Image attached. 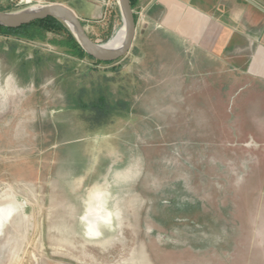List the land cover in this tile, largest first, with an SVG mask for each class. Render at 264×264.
I'll list each match as a JSON object with an SVG mask.
<instances>
[{"label": "rangeland", "instance_id": "obj_1", "mask_svg": "<svg viewBox=\"0 0 264 264\" xmlns=\"http://www.w3.org/2000/svg\"><path fill=\"white\" fill-rule=\"evenodd\" d=\"M90 2L108 10L84 23L104 44L123 26L118 0H2L78 16ZM20 41L0 36V73L14 66L5 48L23 69L0 86V264H264L260 85L144 91L133 55L98 65Z\"/></svg>", "mask_w": 264, "mask_h": 264}, {"label": "crops", "instance_id": "obj_2", "mask_svg": "<svg viewBox=\"0 0 264 264\" xmlns=\"http://www.w3.org/2000/svg\"><path fill=\"white\" fill-rule=\"evenodd\" d=\"M91 4V16L79 14L82 23L108 22V10ZM133 10L135 16L141 10L145 16L139 24L136 21V39L127 55L134 56L129 72L143 82L144 91L164 82L183 90H231L233 75L264 90V0H139ZM4 51L14 66L8 77L1 71L0 86L10 79L17 84L12 75L19 77L23 70L17 61L21 49ZM225 60L240 65L252 79L232 72Z\"/></svg>", "mask_w": 264, "mask_h": 264}, {"label": "water", "instance_id": "obj_3", "mask_svg": "<svg viewBox=\"0 0 264 264\" xmlns=\"http://www.w3.org/2000/svg\"><path fill=\"white\" fill-rule=\"evenodd\" d=\"M122 22L126 30L124 43L118 48H110L109 43L94 41L76 12L63 4L32 6L17 12H0V26L16 29L34 21L55 18L64 23L88 56L96 61L110 63L125 58L131 51L137 35V24L130 0H118Z\"/></svg>", "mask_w": 264, "mask_h": 264}, {"label": "trees", "instance_id": "obj_4", "mask_svg": "<svg viewBox=\"0 0 264 264\" xmlns=\"http://www.w3.org/2000/svg\"><path fill=\"white\" fill-rule=\"evenodd\" d=\"M130 1H131L132 9H134V6L136 5V3H138L139 0H130ZM11 8H12L11 6H7V7L4 6L2 4V0H0V12H10L12 11ZM83 25L85 26L84 23ZM49 34H52L54 37L50 38ZM0 36L6 39L14 38L17 39L18 41L26 40L28 42H41V43L48 42L53 46L62 48L65 51V53L70 57L79 58V59L89 58L98 65L101 64L111 65L115 63V62L105 63V62L96 61L90 56H88L87 53L83 50L81 45L76 40L75 36L69 30V28L64 23H62L61 21L55 18H47L44 20L34 21L28 25L16 29H10L0 26ZM12 52L15 53L16 50H12ZM105 104H103L102 102L99 104L93 103L91 107L92 109L96 110L98 113H101L104 110Z\"/></svg>", "mask_w": 264, "mask_h": 264}, {"label": "bare ground", "instance_id": "obj_5", "mask_svg": "<svg viewBox=\"0 0 264 264\" xmlns=\"http://www.w3.org/2000/svg\"><path fill=\"white\" fill-rule=\"evenodd\" d=\"M126 37V30L124 25L116 32L115 36L109 40V43L107 44L110 48H118L120 47ZM10 217V213L7 212L5 209L0 208V228L2 227L3 222H7ZM17 220V219H16Z\"/></svg>", "mask_w": 264, "mask_h": 264}, {"label": "built area", "instance_id": "obj_6", "mask_svg": "<svg viewBox=\"0 0 264 264\" xmlns=\"http://www.w3.org/2000/svg\"><path fill=\"white\" fill-rule=\"evenodd\" d=\"M144 16H145V13H144L143 10H141V11H139V12L136 13V16H135V17H137V18H136V21H137L138 24H139L140 22L143 21ZM20 42H21V41H20ZM113 64H114V63H113ZM113 64H112V65H113Z\"/></svg>", "mask_w": 264, "mask_h": 264}]
</instances>
